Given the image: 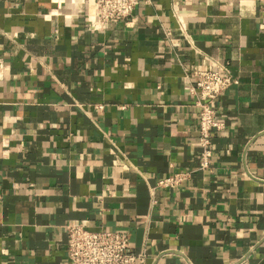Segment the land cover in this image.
<instances>
[{"label": "crops", "instance_id": "1", "mask_svg": "<svg viewBox=\"0 0 264 264\" xmlns=\"http://www.w3.org/2000/svg\"><path fill=\"white\" fill-rule=\"evenodd\" d=\"M95 11L0 0V264H70L71 224L127 233L147 264H264L258 0H141L129 25L101 31ZM212 61L238 83L217 102L214 166L198 172L187 86ZM176 171L194 172L157 186Z\"/></svg>", "mask_w": 264, "mask_h": 264}, {"label": "built area", "instance_id": "2", "mask_svg": "<svg viewBox=\"0 0 264 264\" xmlns=\"http://www.w3.org/2000/svg\"><path fill=\"white\" fill-rule=\"evenodd\" d=\"M141 0H96V11L90 22L92 31L105 30L111 23L126 22L140 5ZM260 24L264 30V0H258ZM181 30L186 33V25L180 19ZM196 81L187 86L195 96V106L199 109L198 143L200 159L198 172H210L216 157L214 135L224 130V123L217 119V102L223 93L238 83L229 69V63L212 61L204 68H195ZM0 77H3L0 74ZM103 105H98L103 109ZM194 171H176L158 181L157 186L177 189L190 179ZM67 256L70 264H147L148 253L144 247L139 253L132 251L127 233L108 230H93L83 225L67 226ZM238 264H248L241 261Z\"/></svg>", "mask_w": 264, "mask_h": 264}]
</instances>
